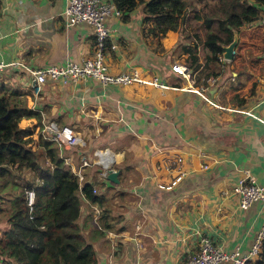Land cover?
I'll return each instance as SVG.
<instances>
[{"label":"crops","instance_id":"crops-1","mask_svg":"<svg viewBox=\"0 0 264 264\" xmlns=\"http://www.w3.org/2000/svg\"><path fill=\"white\" fill-rule=\"evenodd\" d=\"M64 3L0 0V91L75 132V144L62 153L101 197L98 205L81 196L78 217L94 264H185L201 234L226 252L248 251L264 202L239 208L231 187L244 169L264 187V10L234 34L231 59L221 54L219 72L200 81L204 96L182 88L170 71L186 56L174 55L178 34L147 33L141 5L106 19L116 47L106 50L105 63L110 73L135 68L163 87L131 82L100 89L91 78L57 79L43 82L35 96L26 68L80 63L92 50L91 26L65 25ZM95 150H106L107 158L100 162ZM104 162L117 170L116 182L102 176ZM102 210L104 225L96 219Z\"/></svg>","mask_w":264,"mask_h":264},{"label":"trees","instance_id":"trees-1","mask_svg":"<svg viewBox=\"0 0 264 264\" xmlns=\"http://www.w3.org/2000/svg\"><path fill=\"white\" fill-rule=\"evenodd\" d=\"M110 1L121 13L140 4L142 20L147 22L146 32L156 38L178 29L188 4L186 0ZM216 2L218 14L202 16L200 43L206 50L202 63L198 61L195 44H181L185 64L196 82L204 83L206 77L219 72L223 46L243 25L260 19L264 8V0ZM23 117L34 118V125L19 126ZM40 118L39 109L27 107L23 98L0 91V205L4 189L14 188L5 198L8 207H0L6 221V227L0 230V264H94L92 246L82 233L78 217L81 196L98 205L101 197L92 193L91 182L83 180L78 184L53 141L40 132H36L35 138L32 136ZM23 170L30 173V178H21L24 182L19 184L17 172ZM26 189L34 193L30 210L25 200ZM100 215L97 220L104 225V210ZM254 264H264V241Z\"/></svg>","mask_w":264,"mask_h":264},{"label":"built area","instance_id":"built-area-1","mask_svg":"<svg viewBox=\"0 0 264 264\" xmlns=\"http://www.w3.org/2000/svg\"><path fill=\"white\" fill-rule=\"evenodd\" d=\"M110 15L115 17L121 15V11L110 0H65L63 9L60 12L64 24L71 25L77 22L89 24L92 28V50L89 56L83 58L80 63L70 60L61 65L50 64L40 68H26L32 78L31 91L35 96L38 94L43 82L57 79L75 81L91 78L100 89H105L109 84L121 85L131 82L151 84L158 87L164 86L155 76L146 79L141 78L135 68H129L124 72L115 74L108 71L105 63V53L107 49L116 47V44L111 40L110 28L106 24V19ZM219 58L221 59V55ZM4 65L3 62H0V67ZM169 68L171 72L184 81L182 88L204 96L201 93L204 89L203 85L195 81L194 74L191 73L184 62L174 61ZM40 122L39 132L43 134V137L53 141L58 154L62 153V148L75 144V132L70 126L59 125L52 120H43L42 116ZM94 153L99 157L98 160L100 162L108 156L106 150H95ZM63 163L73 172L80 185L82 175L78 170L70 167L69 157L64 155ZM81 164H86L83 158H81ZM102 166L104 168L102 176H105V169L109 166L106 162ZM91 190L92 193L95 192L92 186ZM231 191L238 197L239 208H246L255 200L264 202V187L257 182L256 177L249 170H242V174L232 185ZM33 198V190L26 189L25 200L29 210L31 209ZM96 212L98 213L99 210L96 209ZM263 241L264 216L256 232L255 241L248 251L242 253L236 250L226 252L207 235L201 234L197 238L195 248L187 255L185 264H219L221 262L245 264L251 258L258 257Z\"/></svg>","mask_w":264,"mask_h":264},{"label":"rangeland","instance_id":"rangeland-1","mask_svg":"<svg viewBox=\"0 0 264 264\" xmlns=\"http://www.w3.org/2000/svg\"><path fill=\"white\" fill-rule=\"evenodd\" d=\"M186 1L188 2V4L186 6L184 19L182 23L179 25L178 29L176 31H172L176 33V37L178 34V38L174 41L177 44L175 48L173 49L174 53H176L174 55L180 54L182 52L181 44L187 45V44L192 43L196 45V53L198 54L199 58L204 59L206 50L201 46V43H200V39L202 37L203 30H204L202 28L203 27L202 16L204 14L206 15L218 14L217 2L216 0H186ZM182 60H183L182 62L187 63V60L185 58H183ZM40 126H41V122L37 126V129L34 131L35 133L39 132ZM91 126L94 127L93 124ZM33 137L35 138V136ZM38 148H39L38 149L39 151L42 150L41 147H38ZM17 175L20 176L17 178V182L19 184H22L24 182L23 179L21 178H25L24 180H26V178H30V173L25 170L21 171L20 173L17 172ZM11 189H14V188H10L7 186L4 189L5 192L2 193L4 200L1 203L0 207L3 209H6L8 207V203L5 198L10 196V192L12 191ZM4 214H5L4 210H0V230L1 229L3 230L6 227V221H5Z\"/></svg>","mask_w":264,"mask_h":264},{"label":"water","instance_id":"water-1","mask_svg":"<svg viewBox=\"0 0 264 264\" xmlns=\"http://www.w3.org/2000/svg\"><path fill=\"white\" fill-rule=\"evenodd\" d=\"M234 44H235V40L233 38L227 45L223 46L222 57L224 59H231ZM116 175H117V170H114L110 167H107L105 169V178L107 180L116 182L117 181Z\"/></svg>","mask_w":264,"mask_h":264}]
</instances>
